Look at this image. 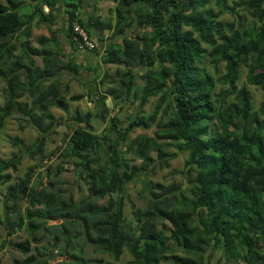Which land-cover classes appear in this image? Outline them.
<instances>
[{
  "label": "trees",
  "instance_id": "16d2710c",
  "mask_svg": "<svg viewBox=\"0 0 264 264\" xmlns=\"http://www.w3.org/2000/svg\"><path fill=\"white\" fill-rule=\"evenodd\" d=\"M62 1L67 56L55 27L58 0H0V79L5 83L0 127L16 113L37 132L21 155L0 158V186H6L0 249L19 253L10 264L93 262L86 254L112 259L104 264H209L215 252L218 264H264V105L260 113L253 111L248 90L237 89L243 66L247 84L264 92V26L253 22L264 21V0L232 5L216 0L217 10L208 6L210 0H110L114 21L96 15V8L81 17L85 0ZM241 10L252 18L247 26ZM226 13L233 22L221 19ZM73 21L98 46L78 49ZM40 25L47 26L49 36L37 37L34 44L33 26ZM106 30V37L100 35ZM100 47L102 64L115 66L112 74L100 75L98 64L75 61L76 51L97 57ZM206 58L215 69L224 64L216 80L202 66ZM81 68L91 73L87 85L96 112L73 111L71 131L57 155L80 170L86 196L76 200L63 188L61 165L47 174L44 185L42 173L34 177V165L11 182L24 154L46 155L57 125L52 108L67 113L70 102L86 95L85 88L69 94V81L60 78ZM111 75L113 85L102 90ZM216 82L227 87L215 94ZM151 97L156 100L146 113ZM130 99L137 111L122 120L112 109L122 111ZM93 117L108 122V130L95 133ZM138 129L145 132L132 137ZM169 147L187 153L184 178L171 184L143 181L144 207L131 204L127 220L128 185L157 167L168 168L177 157ZM19 232L25 234L22 241L14 240ZM124 251L130 259L120 262Z\"/></svg>",
  "mask_w": 264,
  "mask_h": 264
},
{
  "label": "rangeland",
  "instance_id": "374dc122",
  "mask_svg": "<svg viewBox=\"0 0 264 264\" xmlns=\"http://www.w3.org/2000/svg\"><path fill=\"white\" fill-rule=\"evenodd\" d=\"M216 0H210L208 6L212 7L214 10H217L215 6ZM238 0H227L229 5H232L234 2H237ZM34 2H32L33 4ZM95 6L96 8V14L99 15L102 19H111L112 21L115 20L114 15L110 14L109 9L114 6V4L110 0H96V3L94 0H85L84 6L81 11V17H87L88 12L91 8ZM30 8H33V5H30ZM28 7V9L30 10ZM46 9V8H45ZM56 13H57V21L55 27H58V38L60 42L65 45L66 38L63 37L64 34L61 32V29H63L65 25L66 20V14L64 12L63 7V1L58 0V5L56 7ZM93 10L89 12V14H92ZM241 15V19L243 20V24L247 26L248 22H251L252 18L247 14L245 10H241L239 12ZM221 19L228 22H233L234 17L230 13H226L221 16ZM254 24L256 26H264L263 22H258L257 20H253ZM185 30H188L189 28L185 27ZM100 34L104 37L108 34V31H101ZM49 36V31L46 25H40V26H33V37L32 42L35 44L36 39L39 36ZM195 37H197L196 34H194ZM94 41V42H93ZM95 46H98L99 42L95 39L92 40ZM96 43V44H95ZM203 47H207L203 44ZM69 49V47L67 48ZM102 48H99L100 55L103 56ZM98 51V52H99ZM85 52V51H84ZM78 59V61H84L85 63H91L93 65H99V72L100 75H102L106 70L109 71V73L112 74V72L115 69V66H109L102 64V60L100 57H94L92 56V61L89 59V56L87 57H79L83 55V51H76L74 53ZM40 63V60H37ZM101 62V63H100ZM202 66H205L207 71L213 76V78L216 80L219 78L224 72V64L220 63L217 65V68L215 69L213 66V63L211 62L210 58L204 59V62ZM246 72L247 69L245 67L239 68V79L237 80V89H241L245 87L248 90V93L250 95V100L252 104V110L259 112L262 111V107L264 105V92L255 86H251L247 84L246 82ZM91 76V73L88 72L86 69L81 68L78 74H72L68 72H62L61 73V80L63 82L69 81V94H79L84 92L85 85L88 84V80ZM107 81V82H106ZM104 82L103 86H100L102 90H104L106 87L113 85V76L111 75L110 78H108ZM4 87L5 83L2 79H0V106L4 102ZM223 86L216 82L215 84V94L218 93ZM91 95V90H90ZM86 95L81 101L78 102H70L68 107V112H63L57 108H52V113L57 118V125L55 127V132L48 138L46 142V155L45 156H28L24 154V156L20 160V164L18 165V169L16 172H12L13 174V180L11 182H14L17 177H20L25 172L26 168L34 165V177L37 179L40 175L39 173H42L43 178V185L46 184L48 181L47 174L50 171H53L57 165L63 166L64 170L62 173V180L65 181V184L63 185V188L66 189L68 193H71L76 200H79L86 196L87 194V183L85 182V179H83L78 173L80 170L78 168H74L73 162L66 161L62 162L60 156L57 155V147L63 146L68 139L69 132L71 131V121L69 120V117L72 115L73 111L77 108L82 112H86L89 109H91L92 112H96L94 108V101L90 99V101H87L85 99ZM217 98L214 96V99ZM130 99L124 107L122 111H117L116 109H112L115 112H117L120 119L124 120L125 117L129 114L135 113V103L132 104ZM156 98L151 97L148 101V103L143 107L146 113L150 112L153 108V104L155 102ZM124 101V100H123ZM107 105L108 107L113 108L112 100L107 99ZM113 114V113H112ZM262 117H264V110L261 114ZM92 124L94 128V132L99 134L106 132L108 130L109 124L108 122H102L96 117L92 118ZM144 133L145 131H141L140 129L135 130L132 133V137L136 136L139 133ZM149 133V132H148ZM37 136L36 129L24 118H22L20 115L14 113L11 116L7 117L4 120V123L0 127V158L1 159H8L11 158L12 155L15 153H18L21 155L20 151H24L25 148L35 142V138ZM17 139L21 140L22 143L19 146H15L13 143L17 142ZM63 139H65V142L63 143ZM168 151L170 152H177L175 148L169 147ZM187 157V153H179L177 152V157L170 160L169 167L168 168H155L152 170L149 175L146 177H140L134 182H131L128 185L127 191H126V198L124 200L123 204V212L127 220H131V212H133V209L131 208V204H134L138 207H144V201L139 195V191L141 190L143 186V181L145 180H152L154 182H161L164 184H171V183H179L184 178L183 176V170H184V162ZM129 159H132V162L140 163V160L135 159L131 154L128 155ZM45 169H48V172H45ZM47 176V177H46ZM5 187L6 186H0V217L3 216L4 213V193H5ZM104 200H102L103 202ZM19 210L22 211L24 208V204L20 203L18 205ZM4 237V233L2 232V226L0 225V239ZM25 239L24 232H19L15 237L14 240L22 241ZM179 254H182L180 251H178ZM220 253L215 252L210 258L209 264H218V258ZM19 256V253L10 247H5L0 249V264H10L12 258ZM60 258V257H59ZM86 259H92L93 262L88 264H104L106 261L112 260L110 257H107L106 255H99V254H86ZM65 259L67 261V258H60ZM103 263H98L96 261L101 260ZM128 259H130V255L127 251H124L123 256L120 259V262H125Z\"/></svg>",
  "mask_w": 264,
  "mask_h": 264
},
{
  "label": "built area",
  "instance_id": "2783aa9c",
  "mask_svg": "<svg viewBox=\"0 0 264 264\" xmlns=\"http://www.w3.org/2000/svg\"><path fill=\"white\" fill-rule=\"evenodd\" d=\"M71 27L78 49L93 50L95 48L94 43L89 39L84 29L77 22L73 21Z\"/></svg>",
  "mask_w": 264,
  "mask_h": 264
},
{
  "label": "crops",
  "instance_id": "0c3cea01",
  "mask_svg": "<svg viewBox=\"0 0 264 264\" xmlns=\"http://www.w3.org/2000/svg\"><path fill=\"white\" fill-rule=\"evenodd\" d=\"M94 1L96 2V0H94ZM45 8H46V7H45ZM94 8H95V6H94L93 8H91L90 11H92V10L94 11ZM90 11H89V12H90ZM89 12H88V15H92V14H93V13H92V14H89ZM96 15H97V14H96ZM98 16H99V15H98ZM106 31H107V30H106ZM62 33H63V32H62ZM100 35H101V34H100ZM105 36H107V35H105ZM63 37H64V36H63ZM65 40H66L65 45L63 44V41H62V43H61V42H60V43H61V46H62V48H63V53H65L66 56H67V54H70L71 51H70V49H67V48L69 47V44H68V42H67V39H65ZM83 53H84L83 55L79 56L80 58H81V57H86V56L88 57V56H89V59H90V60L92 59V56H91V55H93V54H91V53H89V52H84V51H83ZM94 57H96V56H95V55L93 56V60H94ZM98 57L101 58V56H97V59H98ZM75 58H76L75 61L77 62V64H84L85 66L90 65V63H88V62L85 64V62H86V61H85V58H84V61H82V62H81V61H78V59H77L76 56H75ZM91 61H92V60H91ZM91 63H92V62H91ZM100 63H101V62H100Z\"/></svg>",
  "mask_w": 264,
  "mask_h": 264
},
{
  "label": "water",
  "instance_id": "95a60500",
  "mask_svg": "<svg viewBox=\"0 0 264 264\" xmlns=\"http://www.w3.org/2000/svg\"><path fill=\"white\" fill-rule=\"evenodd\" d=\"M85 89H86V97H85V99L87 101H90V88H89V86L88 85H85ZM64 142H65V139H63V143Z\"/></svg>",
  "mask_w": 264,
  "mask_h": 264
}]
</instances>
